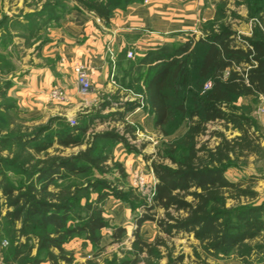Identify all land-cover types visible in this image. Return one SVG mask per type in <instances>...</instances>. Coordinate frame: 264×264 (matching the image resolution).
I'll list each match as a JSON object with an SVG mask.
<instances>
[{"label":"rangeland","instance_id":"374dc122","mask_svg":"<svg viewBox=\"0 0 264 264\" xmlns=\"http://www.w3.org/2000/svg\"><path fill=\"white\" fill-rule=\"evenodd\" d=\"M249 3L250 0H222L219 7L227 9L229 5H235L241 15L235 16L225 10L218 13L214 21L204 22L199 29L177 34L176 39L160 49L133 50L134 56L121 60V66L120 61L117 62L118 68L113 76L117 89L114 92L98 93L93 84L88 91H82L76 77L80 89L77 96L84 105L71 113L74 102L68 89L76 84L75 78L65 67L59 52L49 50L53 40L50 28L74 11L89 9L80 0H0V264H24V261L33 264L31 261L34 258H42L40 264H56L38 253L36 238L28 240L25 235H19L21 220L12 224L7 217L8 211L13 209L8 205L9 201L30 184L33 164L41 166L50 157L74 155L91 145L94 134L102 135L106 131L122 134L125 122L135 127L134 136L126 133V141L105 137H98L95 141L99 150L114 157L108 162L111 167L107 172L91 170L85 175L65 174L57 186L49 188L53 192L65 187L89 189L88 197L82 195L73 211L72 221L85 214V204L96 201L99 193L113 190L95 189L94 183H111L112 187L124 192L121 198L112 194L102 200L107 227L101 231L100 245L95 246L83 234H75L64 245L71 260L61 259L57 264H125L131 261L136 264H170L180 257L182 264H264V231L227 255L210 253L192 232L166 234L159 222L167 218V211L162 207L148 210L142 202L146 200L149 204L158 182L153 164L175 166L171 157L179 158L185 152L182 137L189 126L188 118L177 111L167 126V133L148 122L151 110L144 91L147 74L160 63L157 62L159 57L175 52L181 45L190 44L189 49L195 55H201L205 46L200 40L207 33L218 32L229 23L240 25V22L234 23L235 18L241 20L243 28L244 23L251 22L252 29L233 30L238 35L252 36L260 14H252ZM177 56L182 60L186 53ZM89 81L91 84L90 76ZM207 82L213 85L212 80ZM180 89L182 102L191 111L195 106L192 95L183 94L185 88ZM207 90L203 88L202 94ZM107 101L111 106L100 109ZM125 103H132L133 106L130 110H123L125 122L111 117L104 122L91 121L92 116L98 113L107 116L117 110L114 106ZM233 105L253 118L262 141L260 150L253 153L255 155L232 160L226 171V176L232 181L258 177L252 187L254 196L240 199L229 196L226 204L260 206L264 220V128L262 130L259 124V117H264V100L260 96H240L235 98ZM136 112L143 115L137 117ZM67 124L85 129L76 132L81 140L79 145L64 147L58 144V132L70 129ZM215 130L223 132L230 140L240 134L223 121L208 122L204 132L197 137V146L216 147L220 138ZM41 143L52 145L37 151L34 146ZM9 186L15 189V195L5 192V187ZM187 198L192 199L191 196ZM170 213L184 215L183 211L170 210ZM145 214H152L153 217L138 226V218ZM118 227L125 229L120 238L115 237ZM142 241L148 244L144 249H140ZM21 244H27L31 248L30 253L16 259L13 249Z\"/></svg>","mask_w":264,"mask_h":264},{"label":"trees","instance_id":"16d2710c","mask_svg":"<svg viewBox=\"0 0 264 264\" xmlns=\"http://www.w3.org/2000/svg\"><path fill=\"white\" fill-rule=\"evenodd\" d=\"M129 1L80 0L86 8L104 18L110 15L114 6ZM249 5L252 14H260L252 36L238 35L230 25L222 26L220 31L209 32L200 40L205 46L201 55H195L189 49L190 44H185L175 52L159 57L160 63L147 74L144 85L145 97L156 117L158 129L167 133V126L176 111L188 118L189 126L182 137L185 152L179 158L171 157L175 166L153 164L158 182L149 204L143 200V205L148 210L162 207L167 211V218L159 222L166 234L192 232L196 239L204 243L208 252L215 254L227 255L264 231L260 206L226 204L229 196L234 199L254 196L252 187L256 183L255 177L232 181L226 176V171L232 160L257 153L261 145L253 118L233 105L235 98L240 96L264 97V0H250ZM222 11L220 9L219 14ZM183 53H186V57L181 60L177 55ZM207 80H212L213 85L202 94ZM180 88H185L183 94L192 95L195 106L191 111L182 102ZM109 106L110 102L107 101L100 109ZM122 107L130 110L133 106L132 103H125ZM92 117V122H104L107 117L125 122V111L117 109L107 116L98 113ZM214 121H223L240 134L230 140L223 132L215 130L214 133L220 138L216 147H198L197 137L204 132L208 122ZM67 126L70 129L58 132V144L64 147L79 145L81 140L76 132L85 129ZM126 133L135 134V127L127 122L122 134L114 131L94 134L91 145L74 155L50 157L41 166L33 164L30 184L17 195L14 188L5 187L8 195H15L8 204L13 207L7 213L8 220L12 224L21 220L19 235H25L28 240L36 238L38 253L47 261L56 264L61 259L70 261L64 245L75 234H83L95 246L100 245L101 231L107 227L102 200L112 194L118 198L124 196V192L112 187L111 183H94L95 189L103 187L113 190L99 193L96 201L85 204V214L72 221L73 211L82 195L88 197L89 189L65 187L53 192L49 190L50 186H57L65 174L85 175L91 170L107 172L111 167L108 162L114 157L99 150L95 141L98 137L126 141ZM51 145L41 143L34 148L42 151ZM120 170L124 171L123 168ZM188 196L192 199L189 200ZM170 210L183 211L184 215L174 216ZM152 217V214L142 215L137 225ZM124 232L123 227L116 228L115 237L120 238ZM145 246L148 244L142 241L140 249ZM30 249L27 244H21L13 249V254L19 259L21 255L29 254ZM41 259L34 258L31 262L40 264ZM181 261L180 257L170 264H182ZM125 264L136 263L131 261Z\"/></svg>","mask_w":264,"mask_h":264},{"label":"crops","instance_id":"0c3cea01","mask_svg":"<svg viewBox=\"0 0 264 264\" xmlns=\"http://www.w3.org/2000/svg\"><path fill=\"white\" fill-rule=\"evenodd\" d=\"M221 1L130 0L114 8L107 18L101 17L90 9V11H74L59 24L51 27L50 33L53 40L48 46L49 50L59 52L65 67H68L67 70L75 78L76 84L68 89L74 102L71 113H75L84 105L77 96L80 89L76 82L74 65L83 64L86 67L91 85L95 86L96 92H114L117 89L113 79L118 68L117 62L120 61L121 66V60L128 58L129 50L160 49L176 39L177 34L195 31L201 28L204 22L214 21L220 9L229 10L235 16L241 15L235 5H229L227 9L219 7ZM238 22L240 25L233 26L229 23L231 29H238V31L242 29L243 23L235 18L234 23ZM243 29L251 30L252 23L249 21L244 23ZM260 98L264 100L263 96ZM114 107L124 110V107L118 104ZM148 108L150 109L149 104ZM135 115L138 117L143 113L138 112ZM259 118H261L259 124L263 130L264 117ZM155 120L156 117L151 110L148 122L156 127ZM252 155L255 154L250 156ZM254 177L257 183L258 177Z\"/></svg>","mask_w":264,"mask_h":264},{"label":"built area","instance_id":"2783aa9c","mask_svg":"<svg viewBox=\"0 0 264 264\" xmlns=\"http://www.w3.org/2000/svg\"><path fill=\"white\" fill-rule=\"evenodd\" d=\"M148 1V0H145ZM128 57L134 56V52L132 50H129L127 52ZM74 72L76 74L77 80L81 86L82 91H88L91 87L90 81H89V74L86 69V67L83 64H76L74 65ZM211 83H205L204 88L209 89L211 88Z\"/></svg>","mask_w":264,"mask_h":264}]
</instances>
